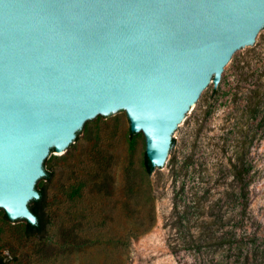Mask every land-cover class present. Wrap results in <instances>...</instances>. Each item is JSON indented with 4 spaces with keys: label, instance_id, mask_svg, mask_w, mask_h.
Listing matches in <instances>:
<instances>
[{
    "label": "water",
    "instance_id": "95a60500",
    "mask_svg": "<svg viewBox=\"0 0 264 264\" xmlns=\"http://www.w3.org/2000/svg\"><path fill=\"white\" fill-rule=\"evenodd\" d=\"M263 39L264 0H0V209L35 224L43 161L119 114L167 167L211 81Z\"/></svg>",
    "mask_w": 264,
    "mask_h": 264
},
{
    "label": "rangeland",
    "instance_id": "374dc122",
    "mask_svg": "<svg viewBox=\"0 0 264 264\" xmlns=\"http://www.w3.org/2000/svg\"><path fill=\"white\" fill-rule=\"evenodd\" d=\"M251 59L264 79V39L241 51L225 70L221 88L211 81L209 93L175 134L167 167L146 172L144 137L128 134L124 114L89 124L66 156L56 152L46 165L53 173L41 183L49 241L25 238L24 221H8L0 209V252L6 262L264 264V125L247 151L248 207L238 233L230 243L213 238L189 248L188 219L198 213V198L214 215L239 209L230 159L239 139L234 125L242 94L237 86H248L238 84L237 77ZM173 203L182 216L175 226Z\"/></svg>",
    "mask_w": 264,
    "mask_h": 264
},
{
    "label": "trees",
    "instance_id": "16d2710c",
    "mask_svg": "<svg viewBox=\"0 0 264 264\" xmlns=\"http://www.w3.org/2000/svg\"><path fill=\"white\" fill-rule=\"evenodd\" d=\"M252 59L248 60L245 64L244 70L241 71L240 75L237 77L238 84L240 82L248 83V86H237L240 91L237 92L242 94L241 101L238 102L239 110L241 113L237 116V121L234 125L236 135L239 139L236 142V149L233 154V160L230 159V167L232 175L235 181L239 184L238 196L240 199L239 209L232 212H222L220 214L214 215L212 212L205 210V207H210L209 204L203 202L201 198H198L195 202V207L198 208V213L195 217H189V248L195 244L207 243L213 238H219L225 243H230L234 235L238 233L239 227L243 224L245 211L248 207V198L246 192V174L248 173L251 164L247 160V151L249 145L253 143V138L256 137L257 128L264 125V79L261 80V75L257 73L258 68L252 63ZM259 63L261 60L258 61ZM261 64H264L262 62ZM260 66V64L258 65ZM264 74V72L262 73ZM89 121V120H87ZM87 121L83 124L85 127ZM81 130L76 132L74 141L77 139ZM128 134L130 136L134 135L129 128ZM174 144V139L171 140V145ZM54 151L53 148L50 149V153ZM50 162V157H47L43 161V168L45 169V174L40 178L42 182L45 180H50L52 178V171L47 168V164ZM143 163L147 173L153 171L154 167L150 164L147 159L145 152L143 155ZM36 187V186H35ZM37 188V187H36ZM39 193L38 198L31 199L28 202L29 209L36 215L35 224H31L24 221L23 235L25 238H33L43 244V242L49 241V227L50 218L48 209L46 206V191L44 184L37 188ZM230 198L229 194H227ZM226 200L223 204H226ZM177 206L173 203L171 217L176 216L172 225L175 226L176 223H181L182 216L178 214ZM178 214V215H177ZM3 216L8 221H12L7 217L5 212ZM213 225L217 226H227V229L221 230L220 228H213ZM69 231L64 232V235H68ZM0 264H8L0 252Z\"/></svg>",
    "mask_w": 264,
    "mask_h": 264
}]
</instances>
